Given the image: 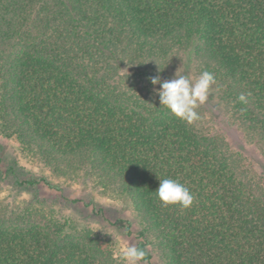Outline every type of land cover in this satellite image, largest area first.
<instances>
[{"label": "trees", "instance_id": "16d2710c", "mask_svg": "<svg viewBox=\"0 0 264 264\" xmlns=\"http://www.w3.org/2000/svg\"><path fill=\"white\" fill-rule=\"evenodd\" d=\"M175 47L188 70L194 60L214 75L231 123L264 147V0H0V137L57 175L126 198L143 219L137 232L84 206L134 235L140 263L154 264L153 249L165 264H264V188L250 186L222 136L151 92L147 77ZM163 179L187 187L192 204L164 206ZM4 213L0 264H120L49 210Z\"/></svg>", "mask_w": 264, "mask_h": 264}, {"label": "rangeland", "instance_id": "374dc122", "mask_svg": "<svg viewBox=\"0 0 264 264\" xmlns=\"http://www.w3.org/2000/svg\"><path fill=\"white\" fill-rule=\"evenodd\" d=\"M198 60V59H197ZM186 56L175 47L169 53V60L162 64V80H171L177 75H187L190 78L199 76L195 66L197 62L191 60V69L185 66ZM156 66L155 74L161 71ZM156 85V88H159ZM154 96L153 88L151 89ZM158 97V96H157ZM214 106V111L206 106ZM225 104L218 97L215 88H212L206 105H202L201 116L206 117L198 122L200 129L210 135H219L228 143L229 148L241 160L242 169L247 172L249 184L253 188H264V155L263 146L246 135L241 126L232 124L229 114L225 110ZM15 177L19 179H40L45 178L51 189L38 185L31 188H18L14 184ZM67 200H78L77 204H70ZM91 203L96 208H102L104 216L113 222L116 219H128L132 223L133 232H137L143 226V219L133 211L126 198L111 197L108 193L91 185L84 184L79 178L63 177L57 175L51 169L42 166L36 159L26 156L20 145L13 139L0 137V209L10 214L16 207L34 206L49 210L53 215L61 217L80 229L90 232V237L100 252L106 258L111 256L117 263L124 264L121 259L122 249L135 246L134 235L128 236L123 230L110 227L106 221L95 216L91 207L84 204ZM87 234V233H86ZM153 254L154 264H165L159 252L150 249ZM108 257V258H109ZM139 264H143L140 263Z\"/></svg>", "mask_w": 264, "mask_h": 264}, {"label": "clouds", "instance_id": "9594fccd", "mask_svg": "<svg viewBox=\"0 0 264 264\" xmlns=\"http://www.w3.org/2000/svg\"><path fill=\"white\" fill-rule=\"evenodd\" d=\"M156 63V62H155ZM153 86L154 93L159 98L160 105L166 107L176 118L189 125L202 122L206 117L201 116L198 109L208 99L213 86L216 84L214 75L203 71L198 77L190 78L187 75H177L171 80H162L160 75L147 77ZM159 85V88H156ZM238 100L247 103V97L241 94ZM156 195L164 206L179 204L184 208L189 207L194 196L190 190L174 179L160 180ZM146 257L145 250L129 246L121 251L124 264H139Z\"/></svg>", "mask_w": 264, "mask_h": 264}]
</instances>
